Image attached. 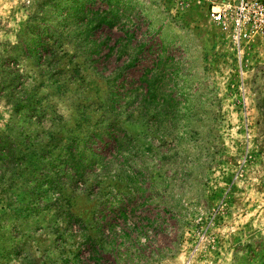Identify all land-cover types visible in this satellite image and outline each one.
Listing matches in <instances>:
<instances>
[{"label": "rangeland", "instance_id": "1", "mask_svg": "<svg viewBox=\"0 0 264 264\" xmlns=\"http://www.w3.org/2000/svg\"><path fill=\"white\" fill-rule=\"evenodd\" d=\"M237 1L0 0V264H93L84 233L264 264V14L240 45L212 16Z\"/></svg>", "mask_w": 264, "mask_h": 264}, {"label": "built area", "instance_id": "2", "mask_svg": "<svg viewBox=\"0 0 264 264\" xmlns=\"http://www.w3.org/2000/svg\"><path fill=\"white\" fill-rule=\"evenodd\" d=\"M264 14V0H238L232 8L227 4L221 11H213L212 16L218 22L231 21L234 37L240 45L248 33L246 25L254 15Z\"/></svg>", "mask_w": 264, "mask_h": 264}, {"label": "trees", "instance_id": "3", "mask_svg": "<svg viewBox=\"0 0 264 264\" xmlns=\"http://www.w3.org/2000/svg\"><path fill=\"white\" fill-rule=\"evenodd\" d=\"M6 142H7L6 139L0 138V149L7 148L8 151L10 152L9 150L10 144L6 146ZM3 159H5L4 151H0V162H2ZM84 234H85L84 235L85 241L89 243L87 252H91V253H88L87 259L93 261V264H119V260L117 258H113V260H108L103 257L104 250L101 248V245L99 244L101 243L102 240L97 241V240L91 239V237L88 234L86 233Z\"/></svg>", "mask_w": 264, "mask_h": 264}]
</instances>
